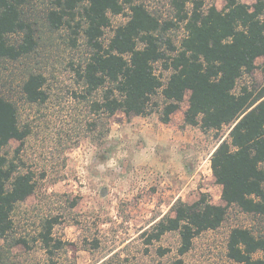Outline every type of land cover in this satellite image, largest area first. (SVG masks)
Segmentation results:
<instances>
[{
  "label": "trees",
  "instance_id": "trees-1",
  "mask_svg": "<svg viewBox=\"0 0 264 264\" xmlns=\"http://www.w3.org/2000/svg\"><path fill=\"white\" fill-rule=\"evenodd\" d=\"M225 2L219 9L206 0H170L174 17L164 19L136 0H51L43 19L52 30L75 23L83 33L90 55L78 71L85 92L80 97L90 101L94 113L109 120L119 112L128 118L157 113L169 124L190 94L185 126L205 133L230 128L229 139L211 157L226 205L213 204L207 194L193 204L177 201L172 214L147 233L148 243L179 233L181 257L195 238L223 225L230 207L264 218V85L254 80L258 69L264 72V63L257 64L264 59V0ZM32 5L33 0H0V61L22 62L37 52L40 21ZM118 16L127 21L113 28L112 17ZM181 28L185 36L176 43L170 32ZM109 29L113 36L105 43ZM245 77L249 80L241 84ZM46 84L42 73H28L20 86L22 98L46 104ZM30 134L21 125L17 102L0 87V264H20L14 251L31 250L28 239L16 236L13 214L36 194L38 183L23 161L5 153L13 141L23 144ZM59 220L45 219L34 239L53 264L64 247L54 237ZM227 257L235 264H264V235L232 229Z\"/></svg>",
  "mask_w": 264,
  "mask_h": 264
},
{
  "label": "rangeland",
  "instance_id": "rangeland-1",
  "mask_svg": "<svg viewBox=\"0 0 264 264\" xmlns=\"http://www.w3.org/2000/svg\"><path fill=\"white\" fill-rule=\"evenodd\" d=\"M136 1L164 19L174 17L170 0ZM50 2L33 0L31 7L40 21L37 52L22 62L0 61V87L17 102L21 125L31 129L23 144L13 141L5 153L23 161L24 170L32 171L38 183L36 194L17 205L13 214L16 236L25 237L31 246L30 251L20 247L14 251L19 263L53 264L34 239L45 219L58 216L54 237L64 247L54 264H177L181 259L183 264H235L227 257L232 229L245 227L264 235V218L237 207L228 209L219 229L195 238L192 250L183 257L178 253L177 232L147 242V233L172 214L177 201L193 204L207 194L213 204L226 205L223 188L210 168L212 154L229 139L230 128L205 133L185 126L190 94L169 124H163L157 113L128 118L119 112L110 120L94 113L90 101L80 97L85 92L78 76L90 48L75 23L60 30L43 24ZM206 2L219 9L226 4L225 0ZM126 21L125 16L112 17L113 28ZM170 34L179 43L185 30ZM112 36L113 30H107L105 43ZM263 63V58L257 61L259 67ZM30 72L47 79L49 98L44 105H31L22 98L20 86ZM254 80L264 85L261 69ZM3 245L0 239V248Z\"/></svg>",
  "mask_w": 264,
  "mask_h": 264
},
{
  "label": "built area",
  "instance_id": "built-area-1",
  "mask_svg": "<svg viewBox=\"0 0 264 264\" xmlns=\"http://www.w3.org/2000/svg\"><path fill=\"white\" fill-rule=\"evenodd\" d=\"M210 172H212V169L210 168Z\"/></svg>",
  "mask_w": 264,
  "mask_h": 264
}]
</instances>
